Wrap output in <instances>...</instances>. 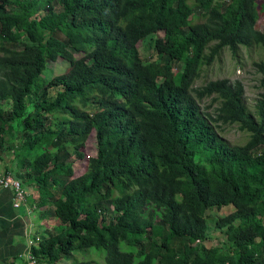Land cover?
I'll use <instances>...</instances> for the list:
<instances>
[{"label":"trees","instance_id":"trees-1","mask_svg":"<svg viewBox=\"0 0 264 264\" xmlns=\"http://www.w3.org/2000/svg\"><path fill=\"white\" fill-rule=\"evenodd\" d=\"M260 16L264 0H0V154L60 219L32 235L35 264L89 249L104 264H264V92L251 110L239 79L193 86L223 48H264ZM57 58L67 70L42 76ZM233 124L241 144L220 134ZM92 131L96 153L73 177ZM225 206V240L208 246L209 211Z\"/></svg>","mask_w":264,"mask_h":264},{"label":"rangeland","instance_id":"rangeland-1","mask_svg":"<svg viewBox=\"0 0 264 264\" xmlns=\"http://www.w3.org/2000/svg\"><path fill=\"white\" fill-rule=\"evenodd\" d=\"M188 2L191 3L193 2V0H188ZM201 20L203 19H194V22ZM41 23L48 29L54 27L55 25V21L51 15H45L44 17H42ZM255 28L258 30H264V16H260L258 18L255 24ZM162 35H163L162 31H159L155 36L160 37ZM152 40L153 37L151 36L145 39L144 41L138 43L143 58L153 55V48L151 46ZM79 55L80 54H76L77 57ZM259 60H264V48H262L261 46H257V45H253L251 47L242 46L240 47L238 57L232 55L230 50L227 47H225L223 48L219 56L216 57L215 60L211 63V65L204 66L202 68L200 77L194 81L193 86L198 87L204 84L208 80L218 79V78H228L232 81L235 79H239L244 85V91H245L244 95H245L246 104L251 110H253L255 100L258 98L260 93L264 92V85L261 84L262 75L256 71L253 64L255 61H259ZM48 66L50 70L46 71L42 75L48 78H51L55 74L67 70L61 58H57L55 62L48 63ZM178 66L179 65L177 64V67H174V71L181 68L180 66L179 67ZM217 105H218L217 103L215 102L213 103L211 101V98H204L200 100L201 108L206 111L213 112L214 109L217 107ZM220 134L233 144H241L247 138V133L241 131L236 124L223 125L222 129L220 130ZM13 139H15L13 146L15 149H17L16 146L18 145L17 143L18 140L15 137H13ZM96 148H97V144H96L95 132L92 131L88 135L86 140H84L83 146L79 149L83 157L81 159L75 158L74 156L71 157V159L73 160V177L79 176L85 172L87 165V158L89 156L95 155ZM33 155H34L33 153L30 154V157H33ZM0 160H1L0 161L1 167L7 165V167L10 168L11 166L10 164L12 163V165L14 166V170H18L15 167V165L18 166V162L14 158L12 151L10 150L4 151L2 154H0ZM16 175L18 174L16 173ZM55 176L56 178L60 179L61 182H64L67 178L64 175H60L59 173H56ZM230 211H231L230 206H225L220 209L212 208L209 211V217H208L209 239L207 241L208 246L215 245L217 244V242L222 243L225 240L224 233H222L220 230L215 228V220L218 216L225 215ZM77 216L78 215H76L73 212V217H77ZM47 218L50 219V216H48ZM51 219H56L58 223L60 221V219L55 215H52ZM72 258H73L72 260H78V261L94 260L99 264H104L101 253L94 249H89V251H85V252H75ZM72 260L63 259L59 261L57 264H62V263L72 264L73 262Z\"/></svg>","mask_w":264,"mask_h":264},{"label":"crops","instance_id":"crops-1","mask_svg":"<svg viewBox=\"0 0 264 264\" xmlns=\"http://www.w3.org/2000/svg\"><path fill=\"white\" fill-rule=\"evenodd\" d=\"M10 165L8 170L7 165L0 166V175L7 171L18 172L12 163ZM22 187L27 192V199L18 207L13 206L12 187L0 188V264H31L28 260L31 247L27 232L30 230L32 235L41 234L43 223L47 222L49 228L58 223L56 219H48V215H44L45 207L41 211L35 206L33 201L38 196L36 188L23 182Z\"/></svg>","mask_w":264,"mask_h":264},{"label":"built area","instance_id":"built-area-1","mask_svg":"<svg viewBox=\"0 0 264 264\" xmlns=\"http://www.w3.org/2000/svg\"><path fill=\"white\" fill-rule=\"evenodd\" d=\"M7 187H12L13 189V206L18 207L22 203L26 202L27 199V192L26 190L22 187L21 180L17 175H14L13 173L7 172V174L0 175V188H7ZM44 227L40 230H43ZM28 235V243L30 247L34 244H36V241L40 239V234L37 235L35 238L32 237V234L30 230L27 232ZM28 260L30 261L31 264L35 263L34 257L31 255L29 252Z\"/></svg>","mask_w":264,"mask_h":264}]
</instances>
